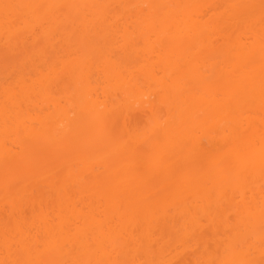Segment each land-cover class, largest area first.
Returning <instances> with one entry per match:
<instances>
[{"label":"bare ground","instance_id":"bare-ground-1","mask_svg":"<svg viewBox=\"0 0 264 264\" xmlns=\"http://www.w3.org/2000/svg\"><path fill=\"white\" fill-rule=\"evenodd\" d=\"M4 3L73 7L18 34L0 8V260L25 243L72 259L79 231L92 258L197 264L243 206L259 260L261 0Z\"/></svg>","mask_w":264,"mask_h":264},{"label":"snow or ice","instance_id":"snow-or-ice-1","mask_svg":"<svg viewBox=\"0 0 264 264\" xmlns=\"http://www.w3.org/2000/svg\"><path fill=\"white\" fill-rule=\"evenodd\" d=\"M72 5H42V4H19V3H4L0 5L3 9L2 20L3 27L6 33H16L20 31H31L33 33L39 32L41 29L48 27L52 10H63L71 8ZM97 7V6H93ZM111 7V6H99ZM153 7L164 6H150L145 5L147 10ZM235 7V6H232ZM261 28L259 33L260 44V106L264 110V0H261ZM150 15V14H149ZM165 24L163 18L153 20L151 27H161ZM248 43L255 44L251 38ZM246 69L252 74L255 70V59L252 56L247 58ZM102 136H111L116 138V133L105 130L102 126L98 129ZM247 131V130H245ZM216 135L215 132L211 133ZM242 135L239 131L225 139L223 149H229L230 145L234 143ZM190 152H195L196 148L192 143L186 145ZM222 149V150H223ZM260 170L261 179L264 180V134H262L261 151H260ZM243 167L234 170V178H244ZM262 191H264V184H262ZM260 224H259V252L260 259H254L253 251L257 247L254 236L253 216L254 213L250 206L237 207L234 213L230 212L227 219L223 221L225 225V240L221 247L223 253L217 250V258H206L197 261V264H264V196L260 202ZM79 238V246L71 249L72 259H44L47 252V247H41L38 244L25 243L21 246L11 247L7 246V254L0 264H176L169 260H132L119 261L110 259H96L92 258V254L101 248V242L91 234L76 233Z\"/></svg>","mask_w":264,"mask_h":264},{"label":"rangeland","instance_id":"rangeland-1","mask_svg":"<svg viewBox=\"0 0 264 264\" xmlns=\"http://www.w3.org/2000/svg\"><path fill=\"white\" fill-rule=\"evenodd\" d=\"M259 116H260V115L258 114V117H257V118H259ZM261 116H262V115H261ZM261 116H260V119L262 118ZM261 120H263V119H261ZM261 120H260V121H261ZM257 121H258V120H257ZM263 122H264V121H263ZM255 123H256V121H255ZM257 123L260 124V122H257ZM258 126H259V125H258ZM260 127H261V124H260ZM260 127H257V124H256V128H260ZM262 128H264V127H262ZM257 130L260 131V129H257ZM263 130H264V129H262V131H263ZM260 134H261V133H260ZM258 135H259V133H258ZM260 136H261V135H260ZM260 136H259V137H260ZM261 138H262V136H261L259 139H261ZM222 149H223V148H221L217 153H222L224 150H226V149H223V150H222Z\"/></svg>","mask_w":264,"mask_h":264}]
</instances>
